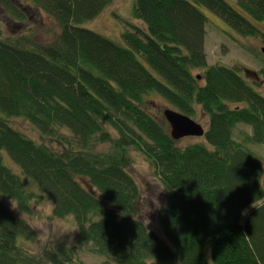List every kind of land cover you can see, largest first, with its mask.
I'll return each mask as SVG.
<instances>
[{
    "label": "trees",
    "instance_id": "trees-1",
    "mask_svg": "<svg viewBox=\"0 0 264 264\" xmlns=\"http://www.w3.org/2000/svg\"><path fill=\"white\" fill-rule=\"evenodd\" d=\"M113 1L32 0L60 27L49 44L0 26V264H86V250L106 264H264L263 164L251 150L264 144V97L244 66L207 64L203 13L254 37L264 0H135L141 25L123 30V45L81 26ZM5 3L9 20L26 18L22 4ZM258 73L264 79V66ZM149 95L205 116L203 141L181 146ZM17 119L40 141L10 124ZM240 125L250 132L236 140ZM135 154L167 195L158 230L140 212ZM42 199L76 233L35 253L24 246L37 239L23 215Z\"/></svg>",
    "mask_w": 264,
    "mask_h": 264
},
{
    "label": "rangeland",
    "instance_id": "rangeland-1",
    "mask_svg": "<svg viewBox=\"0 0 264 264\" xmlns=\"http://www.w3.org/2000/svg\"><path fill=\"white\" fill-rule=\"evenodd\" d=\"M134 1L135 0H114L111 5L97 17L83 23L81 26L123 45L121 36L123 30L131 31L132 26L141 25L139 21L133 18ZM5 2L14 3L17 6L22 4L23 6L20 7L22 11L24 10L23 12H25L26 18L16 22L9 20V18L5 16L7 14V4ZM203 13L208 18L205 27L206 37L204 44L207 64L224 65L228 67H234L237 64L244 66L247 70L255 72L263 68L264 56L261 55L260 49L264 47V22L255 23L258 33L254 37L246 38L228 28L222 20L208 10L204 9ZM0 26L3 35L9 37L22 36L36 45L54 42L60 33V27L55 18L37 9L33 5L32 0H0ZM201 73V71H196L194 74L199 76ZM198 80H200V77H198ZM247 82L264 97V83L256 85L250 80H247ZM146 101L148 102V106L151 107L155 113L167 107L164 105L165 102L156 95H149ZM193 120L203 126L204 129L206 128L207 118L205 116ZM10 124L14 128L27 134L30 138L40 141L37 131L25 120L17 119L10 122ZM242 131L246 133L250 132V129L243 125L238 126L234 132V138L236 140L242 139ZM199 141H203L202 137H186L179 140L178 143L181 146H186L190 143ZM251 150L262 160L263 175L261 180L264 185V144L253 145ZM135 158L136 163L132 173L144 192L143 206L140 212H142L141 214L143 218H145L146 223L154 230H158L159 223H157L156 220V213L160 208L167 205V195L159 186L158 179H155L153 176V170L149 163L139 154H135ZM4 162L8 166L13 167L11 160L7 156H4ZM25 188H27V185H25ZM30 189L38 193L33 186H31ZM5 201L7 205L15 209V203L12 200L6 199ZM47 202L48 201L45 199L39 202H32L31 206L33 213L31 216L23 215L26 220H29L37 239L36 243L25 242L24 246L35 253H37L41 246L47 241L53 242L57 239L70 240L76 233V226L72 219H56L52 214H48ZM262 202H264V200ZM250 207H255V205H251ZM251 208L243 212V218H245ZM83 252L84 253H79L78 256L86 264H106L103 258L89 252V250Z\"/></svg>",
    "mask_w": 264,
    "mask_h": 264
},
{
    "label": "water",
    "instance_id": "water-1",
    "mask_svg": "<svg viewBox=\"0 0 264 264\" xmlns=\"http://www.w3.org/2000/svg\"><path fill=\"white\" fill-rule=\"evenodd\" d=\"M260 51L264 55V48ZM245 74L247 77L259 79L257 72L245 69ZM163 116L169 124L171 137L176 141L186 137H203L205 134L203 126L178 111L166 108L163 110Z\"/></svg>",
    "mask_w": 264,
    "mask_h": 264
},
{
    "label": "flooded vegetation",
    "instance_id": "flooded-vegetation-1",
    "mask_svg": "<svg viewBox=\"0 0 264 264\" xmlns=\"http://www.w3.org/2000/svg\"><path fill=\"white\" fill-rule=\"evenodd\" d=\"M261 48H264V47H261ZM259 72V71H258ZM257 72V74H258V80H256V79H254V78H252V77H250V76H248V81L250 80V81H252L254 84H256V85H259V84H262V83H264V79H262V77L260 76L259 77V73Z\"/></svg>",
    "mask_w": 264,
    "mask_h": 264
},
{
    "label": "clouds",
    "instance_id": "clouds-1",
    "mask_svg": "<svg viewBox=\"0 0 264 264\" xmlns=\"http://www.w3.org/2000/svg\"><path fill=\"white\" fill-rule=\"evenodd\" d=\"M46 206H47V209H48V214H51L52 209H53L52 203L48 201Z\"/></svg>",
    "mask_w": 264,
    "mask_h": 264
}]
</instances>
